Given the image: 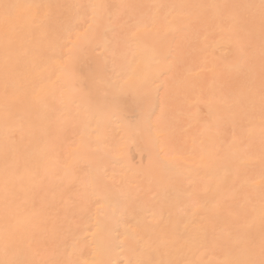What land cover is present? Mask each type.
<instances>
[{
	"label": "bare ground",
	"instance_id": "6f19581e",
	"mask_svg": "<svg viewBox=\"0 0 264 264\" xmlns=\"http://www.w3.org/2000/svg\"><path fill=\"white\" fill-rule=\"evenodd\" d=\"M0 264H264L261 0H0Z\"/></svg>",
	"mask_w": 264,
	"mask_h": 264
},
{
	"label": "snow or ice",
	"instance_id": "6c2138e0",
	"mask_svg": "<svg viewBox=\"0 0 264 264\" xmlns=\"http://www.w3.org/2000/svg\"><path fill=\"white\" fill-rule=\"evenodd\" d=\"M262 6H264V0H261Z\"/></svg>",
	"mask_w": 264,
	"mask_h": 264
},
{
	"label": "rangeland",
	"instance_id": "374dc122",
	"mask_svg": "<svg viewBox=\"0 0 264 264\" xmlns=\"http://www.w3.org/2000/svg\"><path fill=\"white\" fill-rule=\"evenodd\" d=\"M137 159H138L137 157L134 158V160H137Z\"/></svg>",
	"mask_w": 264,
	"mask_h": 264
}]
</instances>
